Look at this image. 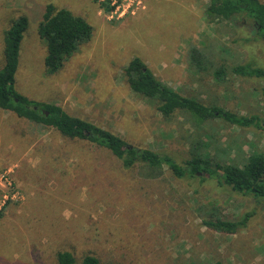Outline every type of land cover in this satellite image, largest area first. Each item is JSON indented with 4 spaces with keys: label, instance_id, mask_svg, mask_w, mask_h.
<instances>
[{
    "label": "rangeland",
    "instance_id": "rangeland-1",
    "mask_svg": "<svg viewBox=\"0 0 264 264\" xmlns=\"http://www.w3.org/2000/svg\"><path fill=\"white\" fill-rule=\"evenodd\" d=\"M49 3L71 9L94 29L56 74L46 71V42L38 35ZM209 3L125 0L105 13L92 0H0V68L4 32L26 15L19 93L179 163L190 159L192 146L208 142L214 161L243 164L253 152L264 153V77L238 76L231 68L264 70V40L245 19L238 26L208 22ZM191 46L206 52L214 67H193ZM134 57L181 95L256 115L261 126L213 119L197 127L181 113L165 119L156 103L130 89L124 70ZM221 65L225 81L213 75ZM203 177L179 179L167 170L160 179H145L103 148L0 109V264H57L62 250H71L76 264L88 254L101 264H264V198ZM212 206L229 220L253 215L237 234L217 233L202 224Z\"/></svg>",
    "mask_w": 264,
    "mask_h": 264
},
{
    "label": "trees",
    "instance_id": "trees-1",
    "mask_svg": "<svg viewBox=\"0 0 264 264\" xmlns=\"http://www.w3.org/2000/svg\"><path fill=\"white\" fill-rule=\"evenodd\" d=\"M92 1L105 13L114 9L110 0ZM205 16L210 23L227 22L233 26H238L245 19V23L253 25L257 37L264 40V2L260 0H210ZM28 26L29 18L21 15L13 19L4 32L3 66L0 68L1 110L12 112L35 125L52 128L71 140H84L103 148L120 161L124 169L138 168L145 179H160L167 170L179 179L191 177L203 181L205 179L203 176L211 175L220 186L225 185L239 193H250L255 197L264 198L263 152H253L243 164L222 163L214 161L211 157L208 150L210 143L199 142L192 146L190 159L179 163L165 152L133 146L122 136L88 120L72 116L58 104L33 101L19 93L15 87L16 74L20 64L21 45ZM93 31L92 25L71 9L47 4L38 26V35L46 42L44 64L47 73H58L79 47L92 39ZM189 55L190 63L196 69L214 67L207 53L196 46L190 47ZM231 73L249 78L264 77L263 69L249 64L236 65L231 68ZM124 74L132 92L156 103L157 110L165 119H171L177 113H181L197 127H202L213 119H223L241 128L261 126L260 119L256 115H238L181 95L158 79L140 57L130 60ZM213 75L218 81H225L226 67L224 65L215 67ZM200 209L203 210L204 207ZM252 215L253 213H246L240 220H229L217 213L216 206H212L204 216L202 224L217 233L235 235L247 228L248 220ZM56 260L57 264L77 263L71 250L59 251ZM81 264L101 263L96 256L88 254L83 257Z\"/></svg>",
    "mask_w": 264,
    "mask_h": 264
},
{
    "label": "built area",
    "instance_id": "built-area-1",
    "mask_svg": "<svg viewBox=\"0 0 264 264\" xmlns=\"http://www.w3.org/2000/svg\"><path fill=\"white\" fill-rule=\"evenodd\" d=\"M110 1H111L112 6L119 9L120 3L123 4L125 0H110Z\"/></svg>",
    "mask_w": 264,
    "mask_h": 264
},
{
    "label": "water",
    "instance_id": "water-1",
    "mask_svg": "<svg viewBox=\"0 0 264 264\" xmlns=\"http://www.w3.org/2000/svg\"><path fill=\"white\" fill-rule=\"evenodd\" d=\"M198 175H201V173H198Z\"/></svg>",
    "mask_w": 264,
    "mask_h": 264
}]
</instances>
